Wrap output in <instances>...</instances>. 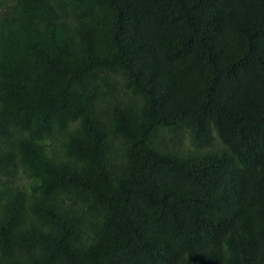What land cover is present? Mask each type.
<instances>
[{"label":"trees","instance_id":"obj_1","mask_svg":"<svg viewBox=\"0 0 264 264\" xmlns=\"http://www.w3.org/2000/svg\"><path fill=\"white\" fill-rule=\"evenodd\" d=\"M0 264H264V0H0Z\"/></svg>","mask_w":264,"mask_h":264}]
</instances>
